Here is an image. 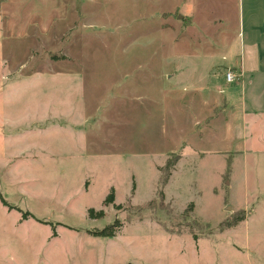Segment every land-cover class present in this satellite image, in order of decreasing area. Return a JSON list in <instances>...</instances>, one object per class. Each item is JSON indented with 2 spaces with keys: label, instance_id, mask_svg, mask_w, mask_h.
<instances>
[{
  "label": "rangeland",
  "instance_id": "rangeland-1",
  "mask_svg": "<svg viewBox=\"0 0 264 264\" xmlns=\"http://www.w3.org/2000/svg\"><path fill=\"white\" fill-rule=\"evenodd\" d=\"M165 7L0 0V264H264V119L229 130L239 112L202 87L208 43Z\"/></svg>",
  "mask_w": 264,
  "mask_h": 264
},
{
  "label": "crops",
  "instance_id": "crops-1",
  "mask_svg": "<svg viewBox=\"0 0 264 264\" xmlns=\"http://www.w3.org/2000/svg\"><path fill=\"white\" fill-rule=\"evenodd\" d=\"M161 3L166 6L159 10L161 16L174 14L179 29L184 31L185 27L193 26L198 38L208 43L204 51L198 50L204 57L203 69L208 79L202 87L215 88L224 95L221 100L226 99L233 112H239L241 121L234 127L230 125L229 130H245L247 119L252 125L260 124L264 119V0H161ZM164 24L174 27L171 22ZM221 38L224 40L220 47L216 41L221 42ZM230 69L235 80H230L228 86L224 71ZM220 95L204 100L203 113L207 117L221 110ZM227 158L231 160L230 155Z\"/></svg>",
  "mask_w": 264,
  "mask_h": 264
},
{
  "label": "trees",
  "instance_id": "trees-1",
  "mask_svg": "<svg viewBox=\"0 0 264 264\" xmlns=\"http://www.w3.org/2000/svg\"><path fill=\"white\" fill-rule=\"evenodd\" d=\"M172 155H173V157H167L165 159V161L163 162V164L158 166V169L160 170V186L166 183V181L168 180V178L172 172L173 165L175 164V162L179 158V154H177V153H173ZM229 164H230V159L227 158L226 159V165H225V168H226L225 172L226 173H228L230 171ZM163 197H164L163 190L161 187H159V189H158V200L160 203H162L164 201ZM104 201L105 202H112V193H109L104 198ZM192 205H193V203L190 201L185 209H189V207L191 208ZM139 206H142V205H139ZM101 213H102L101 208L98 211H94V209L91 207L89 208V214L90 215L99 216ZM23 215L27 216V213H24ZM244 217H245V212L243 211V209H241L240 211L238 210L237 213H235L230 218H225L221 222L220 227H223V225L226 227L227 226H234L238 221L242 220ZM121 225H122V221L118 218H114L113 221L106 223L105 225L101 226L99 229H93L90 232H92L94 235H98V236H100V235L113 236L115 234V230L120 228ZM193 237H196L195 234L193 235Z\"/></svg>",
  "mask_w": 264,
  "mask_h": 264
},
{
  "label": "built area",
  "instance_id": "built-area-1",
  "mask_svg": "<svg viewBox=\"0 0 264 264\" xmlns=\"http://www.w3.org/2000/svg\"><path fill=\"white\" fill-rule=\"evenodd\" d=\"M234 77V73L231 69L225 71V78H227V80L230 81L231 79H234Z\"/></svg>",
  "mask_w": 264,
  "mask_h": 264
},
{
  "label": "water",
  "instance_id": "water-1",
  "mask_svg": "<svg viewBox=\"0 0 264 264\" xmlns=\"http://www.w3.org/2000/svg\"><path fill=\"white\" fill-rule=\"evenodd\" d=\"M230 206H229V204L228 205H226V208H229Z\"/></svg>",
  "mask_w": 264,
  "mask_h": 264
}]
</instances>
